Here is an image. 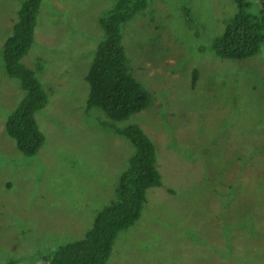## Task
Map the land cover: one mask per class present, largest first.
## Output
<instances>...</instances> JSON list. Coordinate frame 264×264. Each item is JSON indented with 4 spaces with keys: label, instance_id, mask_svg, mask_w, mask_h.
<instances>
[{
    "label": "rangeland",
    "instance_id": "374dc122",
    "mask_svg": "<svg viewBox=\"0 0 264 264\" xmlns=\"http://www.w3.org/2000/svg\"><path fill=\"white\" fill-rule=\"evenodd\" d=\"M23 1L0 0V264H47L84 237L135 153L116 131L128 125L154 143L162 181L105 264H264V44L245 59L211 46L234 0H148L122 26L130 72L152 103L118 122L87 109L85 77L118 0H42L21 59L47 94L35 114L45 143L30 156L5 128L25 95L3 59ZM248 1L261 14L264 1Z\"/></svg>",
    "mask_w": 264,
    "mask_h": 264
},
{
    "label": "trees",
    "instance_id": "16d2710c",
    "mask_svg": "<svg viewBox=\"0 0 264 264\" xmlns=\"http://www.w3.org/2000/svg\"><path fill=\"white\" fill-rule=\"evenodd\" d=\"M42 0H24L12 33L4 42L3 59L9 76L20 80L25 95L5 122L7 134L19 151L36 154L45 143L35 114L47 102V94L34 71L21 59L34 42V32ZM236 12L224 32L212 41V49L221 58L245 59L260 52L264 44V10L250 12L248 0H234ZM148 0H118L100 19L104 38L97 46L88 68L86 81L89 94L87 109H102L110 120L118 122L148 108L152 93L130 72L122 26L147 7ZM199 72L193 70L195 87ZM135 147L127 168L121 173L117 197L95 215L84 237L60 245L47 264H105L118 234L133 225L141 216L146 192L161 185L155 145L139 125L117 128ZM9 260L6 264H14Z\"/></svg>",
    "mask_w": 264,
    "mask_h": 264
},
{
    "label": "water",
    "instance_id": "95a60500",
    "mask_svg": "<svg viewBox=\"0 0 264 264\" xmlns=\"http://www.w3.org/2000/svg\"><path fill=\"white\" fill-rule=\"evenodd\" d=\"M262 1H264V0H262Z\"/></svg>",
    "mask_w": 264,
    "mask_h": 264
}]
</instances>
